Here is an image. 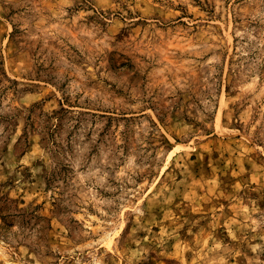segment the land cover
I'll return each mask as SVG.
<instances>
[{
    "label": "rangeland",
    "instance_id": "obj_1",
    "mask_svg": "<svg viewBox=\"0 0 264 264\" xmlns=\"http://www.w3.org/2000/svg\"><path fill=\"white\" fill-rule=\"evenodd\" d=\"M0 264H264V0H0Z\"/></svg>",
    "mask_w": 264,
    "mask_h": 264
}]
</instances>
